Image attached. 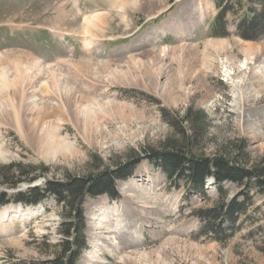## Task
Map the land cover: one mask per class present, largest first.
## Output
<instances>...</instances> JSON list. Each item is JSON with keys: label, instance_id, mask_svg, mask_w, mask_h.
Here are the masks:
<instances>
[{"label": "rangeland", "instance_id": "rangeland-1", "mask_svg": "<svg viewBox=\"0 0 264 264\" xmlns=\"http://www.w3.org/2000/svg\"><path fill=\"white\" fill-rule=\"evenodd\" d=\"M263 5L264 0H0V65L6 69L0 70V85L5 73L23 77L16 65L23 56V63L31 58L45 67L41 80L47 94L65 87L88 94L101 107H94L96 119L89 122L88 133L58 110L49 109L45 117L39 104L33 111L39 119L33 128L43 132L47 118L59 138H67L72 153L47 143L56 150L52 155L40 141L22 139L9 121L0 120V146L6 154L0 175L11 166L27 175L16 188L0 184V192L13 197L47 182L85 188L86 249L76 264L90 250L93 233L100 241L96 264H128L121 261L126 255L135 259L129 264H264V184L256 187L261 172L264 178V36L242 39L236 31L244 16L260 14ZM85 18L92 19L88 27ZM252 33L247 30L245 36L250 39ZM213 42L227 49L209 47ZM248 46L260 48L255 57L249 58ZM222 59L231 64L236 89ZM46 67L62 81L60 88ZM34 89L44 105L59 107L56 97L49 99L43 89L41 96L39 85ZM7 98L0 89V113ZM187 141L193 144L189 157L216 164L225 160L243 173L240 184L221 185L227 202H248L237 220H225L217 211L210 221L216 226H205L202 212L220 203L218 184L209 177L203 193L188 188L173 170L168 176L163 172L167 164L156 161L159 153L172 155L168 142ZM128 171V178L112 181L117 199L94 195L105 174L123 177ZM6 207L15 212L0 219V264L52 261L63 241L62 205L50 196L32 208L11 200L0 213ZM113 207L121 223L108 219L98 234L92 214ZM108 238L117 242L113 251L104 248Z\"/></svg>", "mask_w": 264, "mask_h": 264}, {"label": "trees", "instance_id": "trees-1", "mask_svg": "<svg viewBox=\"0 0 264 264\" xmlns=\"http://www.w3.org/2000/svg\"><path fill=\"white\" fill-rule=\"evenodd\" d=\"M264 6V5H263ZM264 11L260 14H252L251 16H244L242 21L236 28L237 35L242 39L255 40L264 36ZM262 22V23H261ZM247 30L254 32L251 34V38L245 36ZM216 32V29L214 30ZM219 36V34H215ZM201 122V121H200ZM198 122L193 120V125H197ZM170 143V144H169ZM167 148H170L171 156L167 158L166 153H159L156 155V161L162 165L167 164L170 168L162 169L165 174H169L171 170L177 173L184 179V185L188 188H196L202 193L205 191V180L209 177L218 184V192L220 197V203L215 205L211 210L202 212V219L205 226H216L211 224V220H215L218 214H222L225 220H237L238 217L246 213L248 202L245 200L236 199L226 201V192L223 191L222 186L225 182H238L240 184L242 172L236 168L230 167L225 160L220 161L218 164L213 162H205L204 159L197 157H189L191 155L193 144L191 141L187 143L168 142ZM155 158V157H154ZM158 158V159H157ZM157 164V163H156ZM128 165V164H127ZM125 165L124 167H126ZM123 168V167H122ZM131 172H127L123 177H118L116 173H110L105 178L106 181L97 184L95 196L108 195L112 199H117L119 196L116 192L115 183H112L113 179L117 178L119 181L123 178H128ZM0 175V184H3L9 188L18 187L24 180L20 166H11L8 172ZM132 175V174H131ZM263 173L261 172L260 179L257 176L256 187L261 188L264 184ZM35 176L28 178L29 182L35 181ZM240 180V181H239ZM108 182V183H107ZM71 187V186H70ZM65 184H56L47 182L43 188L34 187L29 188L28 192H19L13 197H9L6 192H0V206L8 204L11 200L14 202H20L24 205H37L40 202L46 200L50 196L55 198V201L62 205V217L64 221L60 227V233L62 235V243L59 246V251L55 258L48 264H76L80 253L86 248L85 241V220L83 216V199L88 195L85 188H70ZM255 187V188H256ZM70 188V189H69ZM72 189V190H71ZM90 195L93 193L89 192ZM219 211L220 213H218ZM217 212V213H216ZM209 222V224L207 223ZM207 223V224H206ZM217 228V227H216ZM213 230H215L213 228ZM212 230V231H213Z\"/></svg>", "mask_w": 264, "mask_h": 264}, {"label": "bare ground", "instance_id": "bare-ground-1", "mask_svg": "<svg viewBox=\"0 0 264 264\" xmlns=\"http://www.w3.org/2000/svg\"><path fill=\"white\" fill-rule=\"evenodd\" d=\"M197 10L199 11L198 8H197ZM91 21H92V19H91ZM91 21H90V18H85L84 19V26L86 24V27H88L89 25L87 26V24H91ZM93 23L94 22H92V24ZM95 24H98V23H95ZM89 30H91V28ZM86 33H87V30H86ZM87 34H89V33H87ZM81 35H83V34H81ZM90 37H92V36H90ZM86 41H88V42L85 46L88 48L92 45L91 44L92 39L89 38ZM209 44L211 45V43H209ZM226 45H228V44H226ZM215 46H217L218 48L227 49V48H225L226 46H224V43H221V42L219 44L216 42H213L212 46H209V47L214 48ZM258 49H260V48H258ZM258 49H257V47L248 46L247 47L248 53H252V54H249V56H250L249 58L255 57L258 53ZM262 49H263V47H262ZM214 53H218L217 50ZM226 53H228V52H226ZM224 55H225V53H224ZM22 58H23V56H21V58L18 57V59H20L19 61L17 60L19 62V65L18 64H16V65L19 68L18 69L19 71H20V69H22L23 77H21L20 79H18L17 77L10 78L8 76L10 73L9 72L7 74L5 73L6 76H4L5 78L3 80V84L0 85L1 91H2V89H3V91L6 90L7 95H8V98L6 101L7 103L1 105L2 112L0 113V120L4 119L5 121H9L8 123L11 124L16 129V131L19 133V136L22 139H25V140L29 141L30 143H34V144L37 143L38 141H40V144H42L44 147H47L49 153L52 155H56V150L53 149L51 146L48 147L47 143L57 146L60 150L66 152V153H72L73 147L68 142L67 138H64L63 140H61L59 138V135H58V130L56 128H53L52 126H50L51 124H49L47 121V118H45V117L49 116L48 115L49 109L50 110H58L62 114L63 113L68 114V116L71 118L70 120L72 121V123L75 127L78 126V124H80L83 128V131L88 133L87 126H88L89 122L91 123V122L95 121V119H96V115H95V112L93 110L95 108L100 109L101 108L100 103H98L97 101H94L93 99L89 100L88 94H86V96H80L77 93L75 94L73 92H69L68 90L65 89V87L63 89L65 92L64 91H58L57 94H53L51 92H50L51 93L50 94L48 92V94H47L46 93L47 91H44V88L46 87V83L41 80L42 76L46 74L45 67L40 62H38L37 60H32L31 58H30V60L23 63L24 61L22 60ZM201 60H203V58ZM250 60H252V59H250ZM220 61H221L220 64L224 70V73L228 77V81L232 82L231 86L234 89H236V87H238V86L236 83H234V74L229 69L231 66L230 62L226 59H222ZM249 64H246V66H245L246 68L244 70L246 71V73H247V71H249V68L247 66ZM5 67H6V65H5ZM0 70L5 71L6 69L5 70L2 69L1 65H0ZM46 70L48 72V75H50V77L54 78L56 81L57 75L55 76L53 69H49V67H46ZM123 78H124V76H123ZM40 81H42L43 84L39 83ZM57 81H56V85L58 88H60L62 81H60L58 78H57ZM113 81H115V80H113ZM122 81H124V80H122ZM37 85H39V88H40L39 93L41 94V96L43 94L44 95L47 94L46 96L49 99L51 96L52 97L54 96L57 98V100L59 101V107L57 109H56L55 104L54 105L51 104L50 107H48L47 105H44L41 100L36 99L37 98L36 94L38 93V91H37L38 89L35 90L34 87H37ZM41 90H42V92L44 91L43 94H42ZM61 94H63V95L61 96ZM184 94H186L188 96V93L185 92ZM39 104H41L42 107L39 108L38 111L44 112V114H45V117H44L45 128L43 129V132H41V133H39V131L37 129L33 128L34 125H37L39 123V119L33 117V111L37 108V106ZM54 106H55V108H54ZM6 110H8L7 114H5ZM22 111H27L28 114L25 117H23L21 115ZM71 116H73V117H71ZM101 132H102V130H100V133ZM4 159H6L5 149H3L0 146V160H4ZM35 187H38V186H35ZM14 212H15L14 208L6 207L3 210V212L0 213V219L2 221L4 219H8L10 215H14ZM119 215H120V213H118L117 208L113 207V209L110 208L105 213L103 212L99 216L96 215V213L92 214V217L90 218V220H91V224H93V226L98 229L97 233L100 234L101 233L100 229H102L103 224L108 219L114 221L115 225L120 224L121 220H118ZM93 226L91 225V227L93 228L92 232L93 231L95 232L96 229ZM91 235H93V237L91 236L92 238L90 241V247L91 248L89 251L84 253L80 264H96V262L100 260V257H99L100 253H99V248H98V244L100 241L98 240V235H95L94 233ZM99 237H100V235H99ZM107 240H109V241H108L107 245L104 246V248H106V249L108 248L109 250L112 249V251H113L115 249L116 244H117L115 238H111V239L108 238V239H105L104 241L107 242ZM140 257H143V255H141ZM134 260L135 259L132 258L130 255H126V256L122 257V259H121V261L129 262V263L131 261H134ZM136 260H138L140 262V259H136Z\"/></svg>", "mask_w": 264, "mask_h": 264}, {"label": "water", "instance_id": "water-1", "mask_svg": "<svg viewBox=\"0 0 264 264\" xmlns=\"http://www.w3.org/2000/svg\"><path fill=\"white\" fill-rule=\"evenodd\" d=\"M36 186H39V185H36ZM33 187V186H32ZM28 188V187H27Z\"/></svg>", "mask_w": 264, "mask_h": 264}]
</instances>
